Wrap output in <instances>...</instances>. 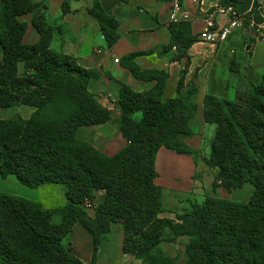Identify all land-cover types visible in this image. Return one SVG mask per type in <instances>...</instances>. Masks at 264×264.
Listing matches in <instances>:
<instances>
[{"label": "trees", "instance_id": "16d2710c", "mask_svg": "<svg viewBox=\"0 0 264 264\" xmlns=\"http://www.w3.org/2000/svg\"><path fill=\"white\" fill-rule=\"evenodd\" d=\"M69 1L62 6L65 14ZM220 2L244 15L247 27L251 20L262 21L257 0ZM90 13L99 22L108 48L115 46L120 39L118 22L98 0ZM28 14H33L32 23L40 34L39 42L31 46L23 43L27 24L20 21ZM170 32L171 42L164 51L175 50L176 61L190 60L188 52L197 42L191 24H171ZM52 37L45 7L33 0H1L0 110L24 105L35 111L28 120L0 119V178L14 176L31 189L62 185L66 204L46 209L0 192V264H83L64 244L76 224L92 237L90 264H98L101 244L119 223L124 227L123 252L141 264H179L160 246L183 236L189 239L186 264H264V74L241 102L214 96L204 102L206 122L217 126L206 160L218 169L215 187L219 183L231 191L252 185L250 201L208 197L204 204L191 203L183 214L169 219L162 216L168 211L155 184L157 154L165 147L198 155L186 143L193 135L190 121L197 112L193 102L197 91L182 94L186 70L175 96L167 99V72L142 71L135 63L137 55L125 59L136 79L156 85L142 93L121 86L120 130L129 144L110 157L77 136L82 127L113 119L89 91L96 73L80 67L71 56L53 52ZM136 113H142L141 122L133 119ZM97 192H103L104 199L91 216L85 204H92Z\"/></svg>", "mask_w": 264, "mask_h": 264}, {"label": "crops", "instance_id": "0c3cea01", "mask_svg": "<svg viewBox=\"0 0 264 264\" xmlns=\"http://www.w3.org/2000/svg\"><path fill=\"white\" fill-rule=\"evenodd\" d=\"M260 1L257 0L258 3ZM64 2L33 0L35 5L45 7L47 23L53 29L51 50L75 58L80 67L96 73L89 83V91L113 114V119L107 124L80 128L78 138L110 157L127 148L129 143L120 130L122 112L118 101L121 86L127 85L133 91L142 93L156 85L155 81L138 80L132 75L125 63L128 56L137 55L135 63L142 71L156 70L169 74L167 99L175 96L181 73L186 70L182 94L187 96L191 90L197 91L193 95L197 112L190 121L193 135L186 139V143L198 155L179 154L165 147L159 150L155 184L162 190V204L168 211L162 216L175 219L176 214H183L191 203L202 205L208 197L248 203L252 195L246 186L231 191L219 183L215 187L218 169L209 166L206 160L211 155L217 126L206 122L204 102L207 96L241 102L252 85L261 83L264 41L256 31L248 26L235 29L226 41L218 45L201 42L200 35L206 28L203 17L222 6L221 2L182 0L183 8L190 17L187 23L191 24L192 35L197 42L188 52L190 60L176 61L175 50L164 51L171 42L170 25L175 23L171 20V0H98L103 11L119 24L120 39L112 48H108L99 22L90 13L94 0H70L66 14L62 8ZM230 20L228 15L218 14L217 28L227 26ZM20 21L27 24L23 43L28 46L37 44L40 34L32 23L33 14L21 17ZM24 70L25 65L19 64L20 74ZM34 111L35 108L22 105L20 117L28 120ZM133 119L141 122L142 113H136ZM63 193L66 199L65 191ZM96 195L95 206H98L104 199V193L97 192ZM31 198L34 197L26 200L39 202ZM65 204L66 200L63 206ZM88 213L94 216L93 209ZM115 225L109 240L99 248L98 264H141L134 256L123 252L124 227L121 223ZM167 237L172 238L173 234L168 231ZM188 242V237L183 236L173 242L162 243L160 249L177 263L186 264ZM64 244L83 264H90L93 240L82 225L73 227Z\"/></svg>", "mask_w": 264, "mask_h": 264}, {"label": "built area", "instance_id": "2783aa9c", "mask_svg": "<svg viewBox=\"0 0 264 264\" xmlns=\"http://www.w3.org/2000/svg\"><path fill=\"white\" fill-rule=\"evenodd\" d=\"M171 2L173 4L171 20L175 23L190 21L188 12L183 8L182 0H171ZM258 11L260 12L262 21L257 23L251 20L250 27H252L259 38L264 41V0H262L261 5L258 7ZM218 14H226L231 18L227 26L217 28L216 16ZM203 21L206 28L200 35V41L210 45H218L226 41L235 29H245L247 27L244 15L239 14L231 6H219L215 11L206 13L203 17ZM92 209L94 210V206L87 202L85 204V210L89 212Z\"/></svg>", "mask_w": 264, "mask_h": 264}, {"label": "rangeland", "instance_id": "374dc122", "mask_svg": "<svg viewBox=\"0 0 264 264\" xmlns=\"http://www.w3.org/2000/svg\"><path fill=\"white\" fill-rule=\"evenodd\" d=\"M261 1L259 6L261 5ZM1 15V9H0ZM2 58V53L0 51V61ZM22 115L21 106L12 108V109H3L0 110V119L2 120H13L17 119ZM26 115V113H24ZM246 188L251 192L253 191L252 185H246ZM63 191H65V187L62 185H45L44 187H40L39 189H31L24 185H22L14 176H9L7 178H0V192L6 193L11 196L21 197L24 199H30V197H34L31 199L39 200L38 203H42L43 207H47L49 209L59 208L65 203V196ZM35 195V196H33ZM97 198V195H96ZM97 201L95 200L92 203V206H95ZM44 207V208H45ZM46 208V209H47ZM59 220L56 219V222ZM116 226V225H115Z\"/></svg>", "mask_w": 264, "mask_h": 264}]
</instances>
